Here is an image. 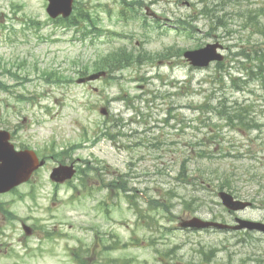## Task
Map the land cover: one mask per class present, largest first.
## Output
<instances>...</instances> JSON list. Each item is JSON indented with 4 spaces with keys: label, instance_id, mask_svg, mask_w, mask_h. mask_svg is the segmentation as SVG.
I'll use <instances>...</instances> for the list:
<instances>
[{
    "label": "rangeland",
    "instance_id": "rangeland-1",
    "mask_svg": "<svg viewBox=\"0 0 264 264\" xmlns=\"http://www.w3.org/2000/svg\"><path fill=\"white\" fill-rule=\"evenodd\" d=\"M138 1L78 0L100 35L84 28L87 21L81 31L55 24L48 0H0V79L7 85L0 89V128L16 129L17 147L48 154L71 149L60 159L96 167L89 174L99 184L89 194L38 184L31 194L22 186L1 196L13 217L0 216V264H257V257L264 264L260 233L246 244L244 233L179 227L195 215L233 221L218 195L226 179L237 198L255 202L238 215L264 220V84L248 74L264 65L235 56L247 46L264 49V35L238 19L240 7H264V0H233L226 12L235 20L214 28L199 14L200 0H140L134 5L143 6L140 17L121 16L123 3ZM189 16L193 36L178 30L177 19ZM215 41L224 44L222 68H196L175 56L119 70L113 79L77 82V69L122 45L154 53ZM45 70L74 80H45ZM225 113H243L245 122ZM115 119L124 126L111 133L122 134L105 136ZM203 139L214 155L198 156ZM116 178L129 181L131 192L107 186ZM151 198L162 206L150 209ZM22 219L37 231L27 235Z\"/></svg>",
    "mask_w": 264,
    "mask_h": 264
},
{
    "label": "water",
    "instance_id": "water-1",
    "mask_svg": "<svg viewBox=\"0 0 264 264\" xmlns=\"http://www.w3.org/2000/svg\"><path fill=\"white\" fill-rule=\"evenodd\" d=\"M48 12L57 17L63 14L65 17L69 16L73 10L74 0H49ZM219 48H223V45L219 42L208 43L204 47L187 50L184 56L194 66L205 67L213 61H222L224 59L223 53L219 51ZM105 71H100L91 74L87 78L79 79L80 82L85 80H93L105 75ZM102 113H107L106 108L101 109ZM44 164V160L39 161L35 151L33 150H16L14 144L10 141V134L6 130L0 131V193L6 192L13 187L28 180L39 166ZM76 170L74 166L60 165L54 168L52 178L56 181L63 182L66 179L72 178ZM220 197L223 203L230 209L238 210L247 207L250 203L242 200L235 199L234 196L227 192L221 191ZM241 224L236 228L253 227L264 231V223L249 220H240ZM182 226L192 227H208L215 226L218 228L227 227L226 224H222L216 221H205L198 217H193L182 223ZM30 232V230H28Z\"/></svg>",
    "mask_w": 264,
    "mask_h": 264
},
{
    "label": "trees",
    "instance_id": "trees-1",
    "mask_svg": "<svg viewBox=\"0 0 264 264\" xmlns=\"http://www.w3.org/2000/svg\"><path fill=\"white\" fill-rule=\"evenodd\" d=\"M226 5L227 3L224 2L223 0H212V1L205 3L202 6V8H200L199 13L206 15L212 20L211 21L212 28H214L215 24L218 26L226 27L228 26L229 15L227 16V13L219 14V12L222 9H226ZM76 15H74L73 17L69 19H62L60 22L64 23L66 26H69V27L74 26L78 28L80 27V22L82 20L88 19L91 21V19L89 18L90 17L89 13H86L85 11L79 12ZM243 15L248 17L246 18L247 24L253 25L257 32L264 34V27L261 26L260 19L255 14V12L247 11ZM189 19L191 20L186 22L189 24V28L187 30L189 32V35H192L193 33L192 29L195 28V25L193 23L194 19L192 17H189ZM183 23L185 22L183 21ZM182 51H183L182 48L170 47L166 51L152 53L145 49H140L136 51L135 49H129L127 46H122V47H118L117 49L111 50L106 54L100 55L95 61L92 62V64L89 63V64L84 65V67L80 70V72L82 75H85L88 73L90 69L94 71L104 69V70H107V72L109 73L107 79H113L115 77L112 74L116 71L123 70L128 67L134 66L136 64L143 62L144 60L154 61L157 58H170L175 55H182ZM254 52H255L254 53L255 56L254 55L250 56V58L257 60L260 63V65H264V49L263 48L255 49ZM218 65L220 66L222 64L219 63ZM43 76L47 80L53 79L55 82H70L73 80L72 77H67L66 75L58 71L46 70L43 72ZM0 88L2 89L7 88L6 83L2 81L1 79H0ZM227 117L229 120H232V121H234L235 119H238L241 122H245V117L243 113H238L237 115H235V117L232 114L231 115L228 114ZM221 149H224V147H222ZM213 151L214 150L209 149L208 145H205L204 147L199 149L198 152H199L200 157H205V156H209L210 153H213ZM59 156L62 157L61 153L59 154ZM183 171L186 172L185 163L183 164L182 172ZM220 188L221 189L228 188V189L233 190L235 187L229 179H226V181L222 182V184L220 185Z\"/></svg>",
    "mask_w": 264,
    "mask_h": 264
},
{
    "label": "flooded vegetation",
    "instance_id": "flooded-vegetation-1",
    "mask_svg": "<svg viewBox=\"0 0 264 264\" xmlns=\"http://www.w3.org/2000/svg\"><path fill=\"white\" fill-rule=\"evenodd\" d=\"M15 130H12V137L14 134ZM43 157L41 158H45L46 159V163L44 164L43 167L39 168L37 171H35L33 173V175L31 176V178L29 179V181L21 184L20 186L14 188L10 193L12 192H16L19 188H21L22 186H26V187H30L31 191L28 194H31L34 190H35V185L41 184V186L43 187H49L50 189H52L53 191L58 192L59 189L61 188V186H65L68 185L70 186L74 191H76L79 194H89L92 193L95 190V187L97 185H99L98 183H95L93 181V177H90L88 174H86V176H84L83 174H80V176H84L85 179H83L82 177H74L71 180H67L64 183L61 182H57L55 180L52 179L51 177V170L59 164H68V163H73L76 162V160H71V159H65L64 161H61L60 158H58L56 155H42ZM76 167L77 169L80 168L79 163L76 162ZM82 168V167H81ZM43 169H46V171L48 170L49 172L47 174H45V176H41V171ZM78 174V172H77ZM41 180H45L44 182H41ZM112 190L114 191H119L120 188H117L116 185L117 183L115 182H111L110 183ZM118 186L122 187V185L118 182ZM123 189V188H121ZM0 216H3L4 218L10 219L9 215H8V211L6 208L5 203H2L0 201ZM236 218V216H235ZM25 224H28L26 222V220L22 219V223H21V227L22 229H24ZM31 233H35L38 229V226H31Z\"/></svg>",
    "mask_w": 264,
    "mask_h": 264
}]
</instances>
